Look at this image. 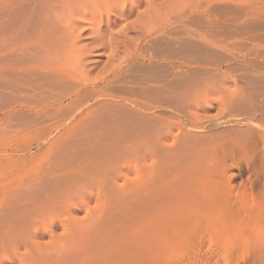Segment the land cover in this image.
I'll use <instances>...</instances> for the list:
<instances>
[{
    "label": "rangeland",
    "instance_id": "obj_1",
    "mask_svg": "<svg viewBox=\"0 0 264 264\" xmlns=\"http://www.w3.org/2000/svg\"><path fill=\"white\" fill-rule=\"evenodd\" d=\"M46 1L0 0V264H264V0L76 14L61 83Z\"/></svg>",
    "mask_w": 264,
    "mask_h": 264
},
{
    "label": "bare ground",
    "instance_id": "obj_2",
    "mask_svg": "<svg viewBox=\"0 0 264 264\" xmlns=\"http://www.w3.org/2000/svg\"><path fill=\"white\" fill-rule=\"evenodd\" d=\"M49 1L50 2H47V5L45 4L44 5L45 7H43V9L45 8V10L43 12L46 14L49 13L47 15H44L45 19L43 17L44 24L48 28L47 32H45L46 38H44L43 43H41L42 48L43 47L45 48V53L43 52L44 53L43 59H42V57H40L43 55V53H42V55H40L36 58V60H35L36 62L33 66H32V64L27 63V68L26 67L25 68L29 72L31 70V67H32V70L34 72H37L36 74H39V72H41V73L43 72V74L46 76V78H48L50 80L49 82L52 81L54 83H61L65 80L76 81L77 76L81 72V68L83 67V65L81 64L82 59L79 60V57H80L79 50L77 48H75V46H74L73 35L71 33V29L74 27V24L76 21L74 19V17L77 14V17H76L77 19H86V16L90 13L92 15V18H91L92 25L98 26L99 24L95 21L96 18L94 16V11L97 12L96 10L99 9L102 4L110 3L113 1H114L113 2L114 6L117 7L119 0H49ZM123 1L124 2L130 1V3H131L130 9L137 7L139 5V3L141 2V0H123ZM48 8L50 9V11ZM46 9L48 12H46ZM126 10H127V8L123 7L121 9V12L124 13ZM108 11H110V10H108ZM101 12L103 15V10ZM150 17H151V14L147 12L145 14V21ZM70 18H73V19H70ZM148 25L150 28H148L145 23H142V25L140 27L139 41L134 46L135 52H137L138 50L141 51V49L145 46V44H147V46H148L149 43L153 42L152 40L154 38H156L157 36H159L160 33H162L164 30H165V32H163V33H166V31H167L166 30L167 19H164V18H159L154 23H151ZM124 36H126V35H124ZM116 39H118V37ZM42 51H44V50H42ZM132 54H134V53H132ZM44 57H46V59H44ZM128 57L130 59L134 58L133 55H131V54L128 55ZM118 70H119L118 66H116L114 64L110 65L106 69V71H104L101 75H99L97 77L98 80L92 83L93 86H96L99 81L104 82L105 80H108L109 77H112L115 79L119 75ZM65 96H67V95H65ZM61 98H63V97H61ZM24 196H26V195H24ZM22 203H23V201H22ZM32 203H33V201H32ZM19 206H20V204H19ZM28 206H29V203H28ZM37 207H36V210H37ZM15 211H17V208ZM43 211H44V209H43ZM13 214H15V213H13ZM13 214H12V216H13ZM22 215H23V213H22ZM5 237H7V236H5Z\"/></svg>",
    "mask_w": 264,
    "mask_h": 264
}]
</instances>
